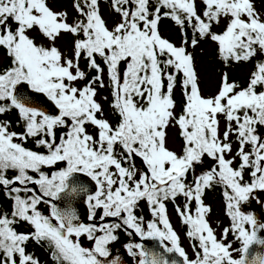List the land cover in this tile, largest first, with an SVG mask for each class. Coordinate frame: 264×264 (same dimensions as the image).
I'll list each match as a JSON object with an SVG mask.
<instances>
[{
    "label": "snow or ice",
    "instance_id": "snow-or-ice-1",
    "mask_svg": "<svg viewBox=\"0 0 264 264\" xmlns=\"http://www.w3.org/2000/svg\"><path fill=\"white\" fill-rule=\"evenodd\" d=\"M202 4L112 0L120 21L109 28L99 0H75L79 16L71 23L47 0H0V49L10 58L0 71V114L16 110L23 125L17 132L10 121H0V186L12 202L10 212H0V264H40L26 250L29 241L45 243L56 264H122L109 248L118 231L158 242L156 248L124 245L136 264H264V254L249 258L254 243L264 245V224L242 207L264 192V135L258 132L264 127V61L255 63L246 86L229 82L225 72L218 92L205 97L189 51L210 40L225 65L264 55V12L255 0ZM163 18L178 27L179 44L161 34ZM37 31L49 45L37 43L31 35ZM62 33L74 37L71 55L55 46ZM178 84L184 98L179 111ZM100 89L108 91L103 99L115 121L105 117ZM34 94L47 98V109ZM170 126L179 129V152L168 146ZM29 139L45 151L26 147ZM233 143L238 147L228 158ZM204 157L215 163L196 174ZM58 162L64 167L43 170ZM77 173L90 179L77 180ZM214 184L223 188L231 218L224 236L231 231L240 242L239 258L206 219L210 208L202 196ZM180 196L185 202L176 211L196 242L194 259L167 215L166 202ZM76 197L87 204V222L80 219ZM141 201L151 212L147 223L136 214ZM258 203L264 207V198ZM21 221L31 231H18ZM81 237L91 245L83 246Z\"/></svg>",
    "mask_w": 264,
    "mask_h": 264
},
{
    "label": "rangeland",
    "instance_id": "rangeland-1",
    "mask_svg": "<svg viewBox=\"0 0 264 264\" xmlns=\"http://www.w3.org/2000/svg\"><path fill=\"white\" fill-rule=\"evenodd\" d=\"M47 2L49 7L53 11L66 12L68 14L69 23L73 22L78 17V12L74 8L75 0H47ZM201 3L202 1H199L198 5H201ZM255 6L258 11L264 12V0H255ZM100 13L109 28L114 26L118 21V18L115 15L111 14L110 11H107L104 7L100 8ZM217 28L220 29L219 26H217ZM31 35L37 39V43H42L46 46L50 44V42L41 34H39L38 31L33 32ZM164 37L170 39L171 41L177 44H179L181 41L174 31H166L164 33ZM73 41L74 37L71 34L62 33L61 36L55 42V46L60 48V50L66 55H71ZM215 47V42L205 40L201 42L196 48H189V51L192 52L194 57V66L198 74V83L201 89V93L205 97L213 96L218 92L222 82L223 73L226 72L228 74L229 82L240 81L244 84L251 70V65L248 63L233 64L229 66L223 65L220 61L217 60V57L215 55ZM81 63L83 67L84 62L82 61ZM106 95H108V91L106 89H100L98 92L97 99L104 106L105 117L112 121V112L110 110L109 104L103 99V97ZM12 130L17 131L14 129ZM223 130L224 121L221 119V131ZM59 131L62 130H58V132ZM92 131H94V129L90 127L89 132ZM178 132L179 129L176 126H170L167 130L168 146L169 148L177 152H179L182 147L180 141L178 140ZM236 148L237 144L233 143V153L230 154L228 158H231V156L235 154ZM206 160L208 159L204 158V163L196 166L197 174L204 170H207L206 168H209V166L213 165L212 162L211 165H209L210 161L208 160L209 162H206ZM61 166L62 165L57 166L56 168H61ZM254 197L256 198H250V201L245 203L242 207L243 210L250 211L259 218L261 206L258 203V199L264 198V192H256L254 193ZM202 199L205 205L210 208V212L207 214V221L209 222V225L213 228L214 234L217 236L218 240H222L225 244H231L230 251L233 253V257L239 258L240 252L237 251V249L241 247L240 242L235 239V236L231 231H229L226 237L224 236V229H231L228 216L226 214V202L223 199L217 198V196L213 194L206 195V193L203 194ZM40 207L45 214L48 213V208L46 205H41ZM192 207L193 209L195 208V202H193ZM138 209L144 211L145 222L147 223L148 221H150V214L148 211L147 203L141 201L138 206ZM170 211V221L172 223L173 230L176 231L179 237L180 246L183 247L185 252H187L191 257H194L195 251L192 248V239L187 236V230L185 229V225L183 224L181 217L176 213L175 208ZM84 240L85 242L83 243ZM81 242L83 246L91 245V242H88L86 237H81ZM122 243L125 245L128 243L124 238V234H121L118 237L117 241L110 244L109 248L115 253V255H119L121 257L122 263H127L128 260L125 255L126 251L121 250ZM132 260L133 264H135V260L133 258Z\"/></svg>",
    "mask_w": 264,
    "mask_h": 264
},
{
    "label": "trees",
    "instance_id": "trees-1",
    "mask_svg": "<svg viewBox=\"0 0 264 264\" xmlns=\"http://www.w3.org/2000/svg\"><path fill=\"white\" fill-rule=\"evenodd\" d=\"M199 1H202V0H197V4H198ZM111 2H112V0H99V8L104 7L107 11H110L111 14L115 15L118 18L117 22H119L120 21V16L111 7ZM199 6L203 7V4L201 3V5H199ZM78 16H79V13H78ZM159 27H160L161 34L163 36H164V33L166 31H174L176 33V35L178 36V38L181 40V33H180L178 27L175 25L174 21H172L171 19L163 18L160 21ZM214 30L219 31L220 29L216 27ZM215 55L217 57V60L220 61L223 65H225L219 59V57L217 55V45L215 47ZM9 61H10V58L7 56L6 51L3 50V49H0V71L4 70L6 67H8ZM258 61H264V55H259L252 61H246V62H240V63H230V64L225 65V66H229V65H233V64H242V63H248V64L251 65V70H250V73H249V75L247 76V78L245 80V83L243 84L240 81H235L241 87H243V86H246L251 73L255 70L254 65ZM174 96H175V99H176V102H177V111H179L181 106H182V104H183V100H184V98H183V90H182V87L179 84L177 85V87L174 90ZM116 119H118V117L114 113H112V121H115ZM221 119L223 120L222 117H221ZM0 121H10L11 122V130L14 129V130H17L18 132H20L22 130V126H23L22 125V121L19 120L18 113H17L16 110H12L10 112L4 113V114H0ZM258 132L260 134L264 135V127L258 126ZM232 139H233V141H235V137H232ZM178 140L180 141V143L182 145L183 141H182V138L179 135V132H178ZM25 146L30 148V149H32V150L45 151L43 148H37L33 139H29L26 142ZM237 147H238V145H237ZM236 150H237V148H236ZM204 158H207L210 161L209 162L208 160H206V162H209V165H211V162L214 165L215 162L213 160H211V158H208V157H204ZM138 163H139V161H138ZM237 163H238V160H237ZM60 165H62L61 168L64 167L63 162H58L56 165H53L51 167H45L43 170L46 171L47 173L51 174L52 172H55L56 169H57L56 167L60 166ZM213 165H211V166H213ZM211 166H209V168ZM209 168H206V169H209ZM59 169L60 168H58L57 170H59ZM12 174L13 173L10 171L9 175H12ZM196 174H197V172H196ZM204 193H206V195L213 194V195L217 196V198L223 199L226 202V200H225V198L223 196V188L220 185H215L214 184L212 187H210L208 189H205ZM184 202H185V200H184V197H182V196L177 197V199L175 201L166 202L167 215H168L169 221H170V212H171L170 210H172L173 208L176 209V206L178 204L180 206H182L184 204ZM11 203L12 202L8 198L6 190L5 189H0V212H10ZM148 211H149L150 220H151L152 217H151V212H150L149 208H148ZM176 213H177V211H176ZM136 214L138 216H143V217L145 216L144 215L145 214L144 211L140 210L138 208L136 210ZM226 214H227V209H226ZM228 220H229V224H230V228H231V218L229 216H228ZM170 223H171V221H170ZM15 227L20 232H29V231H31V226L28 225L26 222H23V221L19 222ZM185 228L187 230V226L186 225H185ZM117 235H119V233H117ZM84 242H85V240L83 241V243ZM26 250L29 253L33 254L35 257H37L39 259V261H40V264H56V262L52 259L51 249L43 242L37 243L35 241H29L28 244H27Z\"/></svg>",
    "mask_w": 264,
    "mask_h": 264
},
{
    "label": "water",
    "instance_id": "water-1",
    "mask_svg": "<svg viewBox=\"0 0 264 264\" xmlns=\"http://www.w3.org/2000/svg\"><path fill=\"white\" fill-rule=\"evenodd\" d=\"M34 95L36 97H38L37 103L42 105L44 108L47 109L48 105L50 103L49 101H47V98L43 97L42 94H34ZM74 176H75V178L77 180L90 179V178H86L84 176V174H82V173L74 174ZM73 183L74 184H79L81 187L87 188V185L86 184H82V182L73 181ZM0 189H4V187L0 186ZM68 199L72 200L73 198L69 197ZM75 199L77 200L76 207H77V211H78V213L80 215L81 221L87 222L88 209H87V204H86L84 198L83 197H81V198L76 197ZM58 203H62V202L58 201ZM73 206H75L74 201H73ZM258 219H259L261 224H264V207L260 208V216H259ZM259 236H260L261 239H264V230H261L259 232ZM143 243L146 244V246L149 247V248H156L157 245H158L157 241H152V240L143 241ZM257 254H264V245L254 243L250 247V249H249V258L254 257ZM170 256H171V258H175L177 260L182 259V258L178 257V255H176V254H170Z\"/></svg>",
    "mask_w": 264,
    "mask_h": 264
},
{
    "label": "flooded vegetation",
    "instance_id": "flooded-vegetation-1",
    "mask_svg": "<svg viewBox=\"0 0 264 264\" xmlns=\"http://www.w3.org/2000/svg\"><path fill=\"white\" fill-rule=\"evenodd\" d=\"M100 211L101 210H98V212H97V214H98V216L100 215ZM258 218V217H257ZM206 219H207V216H206ZM84 222V221H83ZM172 224V223H171ZM186 229V228H185ZM118 233H119V235H118V237L121 235V234H124V238H125V240H126V242H128V243H130V242H141V243H143V241H141V239H140V237H138V236H136V235H132V236H129V235H127L125 232H123V231H118ZM194 243H196L195 241H191V244H192V248H193V244ZM124 245L125 244H123L122 243V245H121V250L122 251H126V249H125V247H124ZM183 248V247H182ZM194 249V248H193ZM195 251V250H194ZM123 253V252H122ZM186 253V255L189 257V259H194L195 258V256L194 257H191L187 252H185ZM125 255H126V258H127V260H128V262L126 263V262H124V263H122V264H133V260H132V258L133 257H131V256H129L128 254H127V252L125 253ZM134 260H135V258H133ZM125 260V259H124ZM135 264H136V260H135Z\"/></svg>",
    "mask_w": 264,
    "mask_h": 264
}]
</instances>
